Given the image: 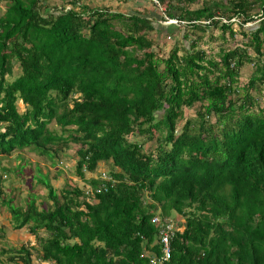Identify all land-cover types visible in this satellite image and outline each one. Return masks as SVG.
I'll return each instance as SVG.
<instances>
[{
	"label": "trees",
	"instance_id": "1",
	"mask_svg": "<svg viewBox=\"0 0 264 264\" xmlns=\"http://www.w3.org/2000/svg\"><path fill=\"white\" fill-rule=\"evenodd\" d=\"M60 1L0 0V157L29 150L57 166L76 146L88 186L58 194L39 176L44 207L32 196L21 208L0 176V204L38 245L2 251L7 262L151 264L157 215L176 223L166 264H264V0H116L128 13ZM166 20L188 46L164 55ZM207 30L241 45L210 58ZM108 162L110 180L85 179Z\"/></svg>",
	"mask_w": 264,
	"mask_h": 264
},
{
	"label": "rangeland",
	"instance_id": "2",
	"mask_svg": "<svg viewBox=\"0 0 264 264\" xmlns=\"http://www.w3.org/2000/svg\"><path fill=\"white\" fill-rule=\"evenodd\" d=\"M57 5H60L59 0H50ZM88 0H86L87 2ZM100 5L111 4L114 7L118 6L123 13H128L129 10H132V3H122L116 0H96ZM1 11L5 10V3L1 2ZM257 23V22H256ZM180 25V24H179ZM179 25L175 24H162L163 31L159 34L158 47H164V55L169 51L175 44L183 42L186 46L187 43L184 42L182 38L183 32L181 31ZM167 29H164L166 28ZM233 29L235 32H238V25L233 24ZM155 32H151L149 36L151 38L156 37ZM193 35V33H192ZM194 36V35H193ZM191 37L188 40H191ZM226 39L228 37L226 36ZM241 36L237 34L235 36V41H228L223 43L220 38L219 30H207L203 43L199 44V47L206 51V54L210 58H216L218 51L221 49L219 47H225L226 49L234 48L240 44ZM264 46V44H263ZM157 47V48H158ZM264 50V47H263ZM248 54L254 58L253 50L247 49ZM162 54V55H163ZM264 60V57L262 58ZM255 70L252 64L245 65L241 72L239 82L245 84L250 77V74ZM258 94V93H257ZM263 94V93H262ZM261 95V94H260ZM19 111L22 113L24 111V106L21 102L17 103ZM264 108V104H261ZM185 116L188 114L194 116V110H185ZM182 123V122H180ZM50 129H57L54 123L49 125ZM75 153L76 146L65 150L66 158H61L57 166H50L46 158L41 157L29 150H15L12 154L7 156L0 157V176L2 178V187H3V198L11 199L13 206L25 208V206L32 201V196L35 197L36 205L39 209L44 207V202L47 198V191L42 184L39 183V176H45L52 187L60 194V191L63 188L68 186H77L78 188H85L88 186L87 181L80 180L78 176L75 175L74 164H75ZM61 157V156H60ZM15 168V172H13ZM21 168V169H20ZM2 169H6L7 172H2ZM111 165L110 163H100L97 169V172L94 174H85V179L90 177L96 178L98 174L102 172H110ZM62 172V173H58ZM179 218V217H178ZM174 224L176 225L175 221ZM13 222L11 220V215L7 210L6 206L0 204V232H2V237L0 238V260L5 264H10L7 262V254L2 253V251H8L10 248L15 249L19 248L22 245H34L38 247L37 241L34 240V237L29 234L28 229L23 228L16 230L13 227ZM41 236H44V233L40 232ZM1 236V233H0ZM34 264H50V263H39L36 258H33ZM15 264V263H12ZM17 264V263H16Z\"/></svg>",
	"mask_w": 264,
	"mask_h": 264
},
{
	"label": "built area",
	"instance_id": "3",
	"mask_svg": "<svg viewBox=\"0 0 264 264\" xmlns=\"http://www.w3.org/2000/svg\"><path fill=\"white\" fill-rule=\"evenodd\" d=\"M232 22H235V19L231 20ZM223 22H226L225 20H223ZM162 24L166 25V24H175V25H179L180 22L177 20H166L164 22H162ZM207 24V23H205ZM101 174V179L103 180H110V177L105 173L102 172ZM152 224L157 228L158 230V245L160 247L161 250V255L160 256H155L154 252L152 251H144V255L148 257V259L150 260L151 264H166L169 260H170V256H171V240L173 238V234H174V226L175 224L172 221H163V219H161L160 217H154L151 220ZM146 252V254H145Z\"/></svg>",
	"mask_w": 264,
	"mask_h": 264
},
{
	"label": "clouds",
	"instance_id": "4",
	"mask_svg": "<svg viewBox=\"0 0 264 264\" xmlns=\"http://www.w3.org/2000/svg\"><path fill=\"white\" fill-rule=\"evenodd\" d=\"M154 217H159V216L156 215V216H154ZM154 217H153V218H154ZM153 218H152V219H153ZM151 223H152V222H151ZM173 223H174V222H173Z\"/></svg>",
	"mask_w": 264,
	"mask_h": 264
},
{
	"label": "crops",
	"instance_id": "5",
	"mask_svg": "<svg viewBox=\"0 0 264 264\" xmlns=\"http://www.w3.org/2000/svg\"><path fill=\"white\" fill-rule=\"evenodd\" d=\"M66 1V0H65ZM59 2L61 3V1L59 0ZM85 3H87L86 1H84Z\"/></svg>",
	"mask_w": 264,
	"mask_h": 264
}]
</instances>
